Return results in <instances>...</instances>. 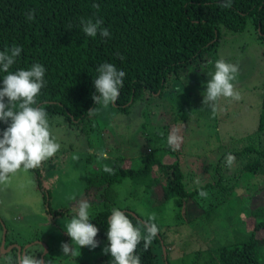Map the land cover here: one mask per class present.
I'll return each instance as SVG.
<instances>
[{
	"label": "rangeland",
	"instance_id": "1",
	"mask_svg": "<svg viewBox=\"0 0 264 264\" xmlns=\"http://www.w3.org/2000/svg\"><path fill=\"white\" fill-rule=\"evenodd\" d=\"M246 28L241 32L222 31L214 51L208 55L211 64L208 71L191 73L185 84L168 77L163 94L149 102L146 131L149 138L158 137L159 143L155 145L160 149L155 155L162 154L160 163L175 159L181 187L190 194L177 197L169 192V199L165 198L166 177L155 165H151L149 172L156 181L148 189L143 186L136 191L129 178H123L116 188L119 192L112 208L127 207L132 216L149 218L154 213L156 219L160 218L157 222L160 238H157L162 245L159 242L153 250L166 255L167 264H218L219 247L246 241L250 232L253 238L264 239V232L253 227L264 211V158L255 153L264 148V135L254 133L258 108L264 103V56L258 40ZM218 59L238 66V75L232 83L240 98L221 97L213 111L202 101L210 79L207 74L214 71ZM98 106L96 111L107 117L93 114L90 128L79 137L63 125L55 130L54 135L62 138L60 150L35 169L42 189L37 187L33 173L23 169L12 174L6 184H0V264L16 255L17 246L32 242L30 239L39 233L49 235L52 246H58L53 252L56 264L59 260L60 264H70L71 257L89 262L103 253L104 243H98L94 249L73 244V252L64 255L61 245L71 244L66 225L75 213V199L85 198L83 188L89 176L95 174L96 163L99 167L109 165V160L119 155L123 157L121 166L135 169L138 162L133 158L141 155L142 145L138 142L142 136L139 135L141 140L137 144L135 140L127 144V127L137 121L136 114H120L108 106ZM172 136L177 141L170 145ZM249 145L252 149L240 150ZM148 146L150 149L154 145L149 142ZM99 151H106L109 158L97 160ZM229 153L235 156L231 167L225 159ZM74 156L78 159H73ZM254 159L258 162L254 173L242 172V167ZM201 189L208 193L207 197L198 195ZM101 193V189H91L89 197L93 204L103 200ZM45 200L51 212L59 209L62 216H48ZM93 204L90 214L96 208ZM69 213L72 215L67 217ZM261 245L264 251V242Z\"/></svg>",
	"mask_w": 264,
	"mask_h": 264
},
{
	"label": "trees",
	"instance_id": "2",
	"mask_svg": "<svg viewBox=\"0 0 264 264\" xmlns=\"http://www.w3.org/2000/svg\"><path fill=\"white\" fill-rule=\"evenodd\" d=\"M93 5H98V8ZM30 9L35 10V18L26 21L25 14ZM81 18H103L102 27L108 28L111 36L101 38L97 34L96 37H88L82 31ZM69 24L72 25L71 29L68 28ZM246 26L258 40L264 56V0H233L232 7L227 9L221 7V0H0V51L13 45L22 46V54L12 70H27L33 63L45 67L47 83L41 89L37 103L47 111L53 135L63 125L75 131L79 137L82 131L86 132L90 128L89 121L93 114L107 117V114L96 111L99 106L92 99L93 94L98 95L95 93L94 80L98 76L96 68L100 64H114L126 73L118 100L108 108L120 114H136L138 123L134 120L132 129L127 127V144L134 140L137 144L141 135L142 141L138 144L142 145V152L139 157L133 158V161L138 162L135 169L121 166L122 156L111 158L108 165L114 169L111 175L103 172V166L99 167L96 163V168H93L95 174L89 176L85 183L83 196L90 202L91 189L102 190L103 200L97 204L91 202L96 208L90 214V223L99 230L95 238L98 243L108 244L107 221L111 215L112 202L119 192L116 188L121 185L123 178H129L130 186H134L136 191L143 186L148 189L156 181L149 172L151 165H155L160 174L166 177L165 198L169 192L177 197L190 194L181 187L175 159L171 163H160L162 154L155 155L158 152L156 150L160 149L155 145L159 143L158 137L149 138L146 131L150 121L147 114L149 102L159 99L163 94L168 77L173 76L176 81L185 84L191 78V73L208 71L211 68L208 55L214 51L221 32H241ZM117 54L124 57L123 61ZM3 75L0 73V87ZM92 109L94 111L90 112ZM258 113L254 130L256 136L264 135L263 102ZM184 116L182 114L181 117ZM7 126L0 122V134ZM130 136L132 139L128 138ZM54 137L58 143L61 142L62 138ZM149 142L154 145L150 149ZM249 149H252L250 145L240 150ZM255 153L259 158H264V148ZM257 163L254 159L244 165L241 171L254 173ZM30 171L37 187L42 189L38 171ZM43 197L47 198L45 191ZM45 205L48 216H62L59 209L51 212L46 200ZM121 210L128 213L137 226L138 222L149 219L135 214L132 216L127 207ZM71 215L69 213L67 217ZM159 220L155 219L154 223L157 225ZM253 227L264 232V211L261 220ZM157 237L160 238V233ZM33 239L44 244L46 251L43 254L42 245ZM33 239H30L31 246L24 252L38 260L41 258L42 264H56L53 252L58 250V246H52L50 236L39 233ZM159 242L162 245L161 240L156 238L146 252L143 251V242L138 245L136 254L140 256L141 264H160V260L167 264L166 255L153 250ZM263 242L264 239H255L250 232L246 241L221 246L217 249L218 264H264V251L261 250ZM72 258L69 259L70 264H110L112 259L104 253L89 262Z\"/></svg>",
	"mask_w": 264,
	"mask_h": 264
},
{
	"label": "clouds",
	"instance_id": "3",
	"mask_svg": "<svg viewBox=\"0 0 264 264\" xmlns=\"http://www.w3.org/2000/svg\"><path fill=\"white\" fill-rule=\"evenodd\" d=\"M232 3L233 0H221V7L231 8ZM93 6L98 8V5ZM25 16L26 21H33L35 10L30 9ZM103 23V18L80 19L82 31L88 37H96L97 34L101 38L110 37L111 32L108 28L102 27ZM68 28L71 29L72 25L69 24ZM22 51L20 45H13L0 51V73H4L0 87V122L8 125L0 134V184H6L10 176L21 169L27 172L39 168L61 148V144L51 131L47 111L37 103V97L47 83L45 67L40 63H33L27 70L23 68L12 70ZM117 55L123 61L124 57ZM96 72L98 76L94 80V88L98 95L93 94V101L103 107L115 104L126 73L107 62L100 64ZM238 72L237 65L223 59L216 60L214 71L207 74L210 79L205 85L202 104L212 107L215 111V103L221 97L238 100L239 93L232 83ZM92 111L94 109L90 112ZM176 141L175 136L169 138L170 145ZM96 155L97 160L109 158L106 151H99ZM73 159L78 157L74 156ZM225 159L229 167L235 162V156L231 153ZM102 171L109 175L114 174V169L108 165H104ZM198 195L205 198L208 193L201 189ZM73 207L75 213L66 225V233L71 238V244L61 245L64 255L73 252V244L79 248L86 246L90 249L98 246L95 238L99 230L90 223V200L77 198ZM155 219V215H152L147 221L138 222L137 226L133 224L128 213L113 207L107 221L108 244L102 249L104 254L111 256L110 264H141L136 249L143 242V251H148L157 238L159 228L154 223ZM4 264H42V261L27 252H21L15 258L7 257Z\"/></svg>",
	"mask_w": 264,
	"mask_h": 264
},
{
	"label": "water",
	"instance_id": "4",
	"mask_svg": "<svg viewBox=\"0 0 264 264\" xmlns=\"http://www.w3.org/2000/svg\"><path fill=\"white\" fill-rule=\"evenodd\" d=\"M2 241H3V240H2ZM35 242H38V243H40V244L42 245V247H43L42 254H43V253L46 251L44 244H43L42 242H39V241H35ZM29 246H31V243H27V244L24 245L23 247L17 246V247H16V256H17L18 253L24 252V251L26 250V248H28ZM2 249H3V246H1V250H2ZM40 260H41V258H40ZM41 261H42V260H41Z\"/></svg>",
	"mask_w": 264,
	"mask_h": 264
},
{
	"label": "bare ground",
	"instance_id": "5",
	"mask_svg": "<svg viewBox=\"0 0 264 264\" xmlns=\"http://www.w3.org/2000/svg\"><path fill=\"white\" fill-rule=\"evenodd\" d=\"M4 235H5V234H4ZM44 257H45V256L43 255V259H44Z\"/></svg>",
	"mask_w": 264,
	"mask_h": 264
}]
</instances>
